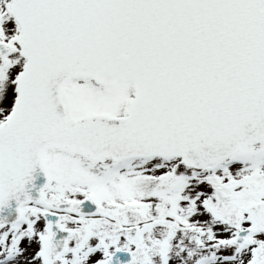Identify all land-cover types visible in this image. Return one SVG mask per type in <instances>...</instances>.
<instances>
[{
    "label": "snow or ice",
    "instance_id": "6c2138e0",
    "mask_svg": "<svg viewBox=\"0 0 264 264\" xmlns=\"http://www.w3.org/2000/svg\"><path fill=\"white\" fill-rule=\"evenodd\" d=\"M0 264H264V0H0Z\"/></svg>",
    "mask_w": 264,
    "mask_h": 264
}]
</instances>
